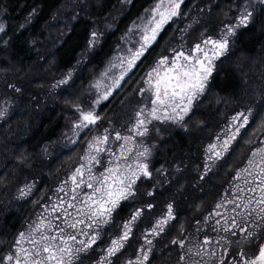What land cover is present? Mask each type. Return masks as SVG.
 Returning a JSON list of instances; mask_svg holds the SVG:
<instances>
[{
    "label": "trees",
    "instance_id": "16d2710c",
    "mask_svg": "<svg viewBox=\"0 0 264 264\" xmlns=\"http://www.w3.org/2000/svg\"><path fill=\"white\" fill-rule=\"evenodd\" d=\"M155 1L129 0L121 10L118 0H78L75 19L58 33L52 24L56 15L69 14L68 0H0V264L14 256L19 235L59 202L67 170L92 135L126 133L136 112L150 107L151 87L142 89L146 71L224 37L225 51L187 113L151 119L135 137L125 160L143 171L92 223V241L63 264H131L146 238L141 264H183L188 246L216 234L210 217L229 206L237 174L264 142V0H182L121 84L96 106L88 126L78 127L90 107L86 87ZM104 20L110 27L100 29ZM94 27L100 40L80 60ZM67 72V81L54 87ZM236 117L240 123L229 129ZM222 138L227 143L213 156L210 148ZM246 227V233L225 231L219 264H249L264 250V217ZM116 239L120 246L107 254Z\"/></svg>",
    "mask_w": 264,
    "mask_h": 264
},
{
    "label": "rangeland",
    "instance_id": "374dc122",
    "mask_svg": "<svg viewBox=\"0 0 264 264\" xmlns=\"http://www.w3.org/2000/svg\"><path fill=\"white\" fill-rule=\"evenodd\" d=\"M77 1L68 0L67 3H72V6L65 5L69 14L64 12L56 15L55 19L59 21L54 20L52 25H58V33L65 29L64 21L66 26L67 22L75 19ZM128 2L129 0H118L121 10ZM181 2L182 0H156L133 22L121 46L86 87L85 100L90 107L84 109L86 119L78 127L88 126L96 106L104 102L121 84L150 46L163 23L175 14ZM246 19L245 16L241 17L238 23L244 24ZM109 27V21L104 20L99 28ZM3 29L0 21V32ZM100 34L101 30L94 27L80 60L98 44ZM225 47L224 37L220 40H204L193 46L188 54L177 53L170 59H161L146 71L142 77V89L151 87L150 107L136 112L126 133H114L109 138L108 133L103 130L92 135L81 156L67 170V183L59 202L55 201L34 226L19 235L14 256L6 259L8 264H63L64 258L71 256V251L91 242L93 235L89 234L88 229L92 223L107 215L112 205L129 191L131 182L143 171V165L138 167L137 162L125 160L136 144L135 137L144 132L145 125L151 119L182 118L210 75L213 61L224 53ZM69 73H65L53 86L65 83ZM239 123L240 118L236 117L228 128L232 129ZM113 142L116 145L112 148ZM226 143V138H222L213 144L210 148L213 156H218ZM101 156L104 158L103 164L97 170ZM236 177L235 189L231 199L227 201L229 206H221L210 217L216 234L202 237L200 241L188 246L183 264H219L225 253V231L238 229L246 233V223L252 225L254 219L264 217V142L260 149L253 152L246 167ZM165 219L156 225H162ZM124 229L125 233L128 225ZM148 242L149 238H146L131 264H141L145 260ZM120 244V239L113 241L107 254L115 251ZM182 244L180 241L179 245ZM249 264H264V250Z\"/></svg>",
    "mask_w": 264,
    "mask_h": 264
}]
</instances>
